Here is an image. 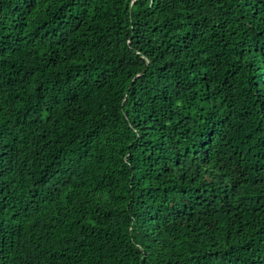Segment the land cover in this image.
I'll list each match as a JSON object with an SVG mask.
<instances>
[{
  "label": "trees",
  "instance_id": "obj_1",
  "mask_svg": "<svg viewBox=\"0 0 264 264\" xmlns=\"http://www.w3.org/2000/svg\"><path fill=\"white\" fill-rule=\"evenodd\" d=\"M0 264H264V0H0Z\"/></svg>",
  "mask_w": 264,
  "mask_h": 264
}]
</instances>
